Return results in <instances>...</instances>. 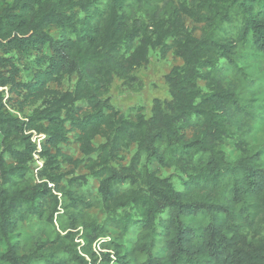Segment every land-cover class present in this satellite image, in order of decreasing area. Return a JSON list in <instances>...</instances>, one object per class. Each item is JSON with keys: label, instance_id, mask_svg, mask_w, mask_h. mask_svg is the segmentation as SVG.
Listing matches in <instances>:
<instances>
[{"label": "trees", "instance_id": "trees-1", "mask_svg": "<svg viewBox=\"0 0 264 264\" xmlns=\"http://www.w3.org/2000/svg\"><path fill=\"white\" fill-rule=\"evenodd\" d=\"M151 49L171 98L127 118L105 95ZM0 139V264H264V0H0Z\"/></svg>", "mask_w": 264, "mask_h": 264}, {"label": "rangeland", "instance_id": "rangeland-1", "mask_svg": "<svg viewBox=\"0 0 264 264\" xmlns=\"http://www.w3.org/2000/svg\"><path fill=\"white\" fill-rule=\"evenodd\" d=\"M184 22L192 33L200 36L203 24L197 20L189 17H184ZM22 63L25 66L24 77L30 78L31 71L29 70L32 64L30 56L21 55L16 60V64ZM183 61L174 55L172 51L167 52L165 56L162 55L160 49H151L149 60L143 66L136 68L128 78L116 77L110 86L105 98L112 104L114 109L127 118L136 119V114L143 113L147 117L152 115V110L156 100L164 101L171 98L170 87L167 83L166 76L174 66L182 65ZM71 84L66 82L64 88ZM38 105H30L25 108L23 114L20 116H29L33 114ZM43 138L40 135H34V140L37 143ZM70 142L61 146L62 152L70 159L63 160L61 164V174L65 180L78 179L85 182V189L87 192L97 196L98 179L95 178V173L89 171L84 165L77 166L75 160L84 158L81 152L80 145L70 136ZM104 142V139L97 137L95 145ZM228 154H235V145L228 140L222 144ZM2 151L0 139V153ZM136 151V147L132 145L129 150L121 151L117 158L113 161V165L118 168L127 167L130 165L132 156ZM42 165V160L35 156L33 162V169L36 172L37 167ZM176 174L173 169H163V176H173ZM97 215L99 220H103L105 215L97 208L90 211Z\"/></svg>", "mask_w": 264, "mask_h": 264}, {"label": "built area", "instance_id": "built-area-1", "mask_svg": "<svg viewBox=\"0 0 264 264\" xmlns=\"http://www.w3.org/2000/svg\"><path fill=\"white\" fill-rule=\"evenodd\" d=\"M97 248H98V249H100V248H99V245H98V247H97Z\"/></svg>", "mask_w": 264, "mask_h": 264}]
</instances>
